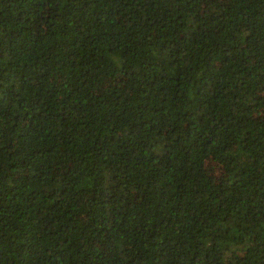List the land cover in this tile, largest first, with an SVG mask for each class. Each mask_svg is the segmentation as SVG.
<instances>
[{"label": "trees", "instance_id": "1", "mask_svg": "<svg viewBox=\"0 0 264 264\" xmlns=\"http://www.w3.org/2000/svg\"><path fill=\"white\" fill-rule=\"evenodd\" d=\"M0 264H264V0H0Z\"/></svg>", "mask_w": 264, "mask_h": 264}]
</instances>
